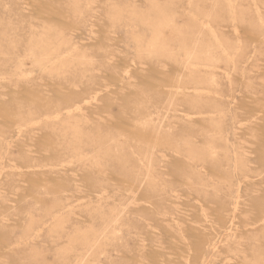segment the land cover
Segmentation results:
<instances>
[{
    "label": "rangeland",
    "instance_id": "1",
    "mask_svg": "<svg viewBox=\"0 0 264 264\" xmlns=\"http://www.w3.org/2000/svg\"><path fill=\"white\" fill-rule=\"evenodd\" d=\"M0 264H264V0H0Z\"/></svg>",
    "mask_w": 264,
    "mask_h": 264
}]
</instances>
